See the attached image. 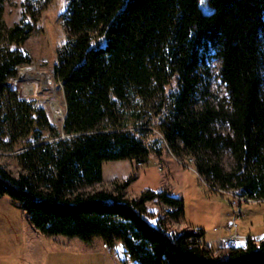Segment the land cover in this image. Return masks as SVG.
<instances>
[{"label": "trees", "instance_id": "16d2710c", "mask_svg": "<svg viewBox=\"0 0 264 264\" xmlns=\"http://www.w3.org/2000/svg\"><path fill=\"white\" fill-rule=\"evenodd\" d=\"M6 1L0 0V136L15 142L39 127L57 138L45 112L9 86L31 63L21 47L40 9L25 3L22 20L8 26ZM67 1L66 41L55 66L65 88L67 137L43 142L36 131L40 142L17 156L19 176L0 166V197L18 204L45 236L121 241L137 264H264V238L211 247L203 230L171 229L168 220L183 217L184 200L167 191L128 198L131 180L115 183L114 191L85 190L103 182L108 161L148 160L150 147L130 125L152 117L145 109L152 100L155 114L166 111L159 124L165 141L195 157L202 178L264 200V0H209L210 14L200 0ZM212 51L222 60L230 106L205 102L196 110ZM216 123L233 134L219 133ZM223 149L231 150L234 172L221 165ZM154 199L173 208L168 217L149 210Z\"/></svg>", "mask_w": 264, "mask_h": 264}, {"label": "rangeland", "instance_id": "374dc122", "mask_svg": "<svg viewBox=\"0 0 264 264\" xmlns=\"http://www.w3.org/2000/svg\"><path fill=\"white\" fill-rule=\"evenodd\" d=\"M27 2L37 3L36 7L40 9V14L35 22V30L21 47L31 58V63L19 67L17 77L10 80L9 86L18 93L19 99L43 110L50 125L60 133L59 137H61L63 118L67 107L62 84L55 76V66L58 52L66 41V28L62 13L66 9L68 1L7 0L4 19L8 26H13L22 20L23 5ZM200 6L205 14L212 12L209 0H203V3L200 0ZM211 54L212 56L207 61L206 72L203 73L207 87L199 86L194 97L196 110L202 109L205 102L216 107L229 108L230 106L229 92L222 78V60L216 55V51H212ZM46 78L50 79L48 84L44 81ZM52 102H58L57 104L62 110L58 118L54 117ZM157 107V103L151 100L145 105V109L152 114V117L150 119L145 118L136 126L132 124L134 122L130 125V130L142 138L150 147L151 152L148 160L145 163L130 160L108 161L104 166V179L106 181L87 187L85 190L88 192L94 190L114 191L115 183L122 182H107V180L116 177L128 180L135 174L126 189L130 195L137 197L147 190L156 193L167 191L172 196L183 199L184 214L180 221L185 224L186 228L192 226L194 228L191 230H194L199 227L200 230L205 231L207 244L211 247H218L220 244L219 237L228 233L226 226L233 219L235 209L231 205V202L234 201L231 194L236 192L234 190L229 191L230 193L212 191L205 183L210 184L211 181L202 178L196 170V158L183 150L176 153L169 147L159 128L160 121L165 116L166 111L163 109L160 113L155 114ZM215 127L219 133L224 135L233 134L228 124L216 123ZM36 131L41 132L40 141L43 142L59 138L52 137L48 129L39 127H35L30 136L15 142L8 136H0V166L13 176L17 177L23 171L17 159L18 154L30 144L34 145L40 142L35 138ZM192 158L194 161H191ZM221 165L227 172H234L236 162L230 149H223ZM211 199L214 201H210ZM147 205L149 210L154 211L157 216L168 217V208L163 206L158 199L147 202ZM238 205L241 206L243 212L236 219L238 226L233 232L248 229L252 224H254L251 229L252 232L264 231V201H241ZM22 211L24 210L19 208L8 196L0 197V264H19L20 262L21 230L22 223L26 219ZM11 212L15 213L18 220L9 219L8 216ZM8 213L10 214L8 215ZM25 214L27 215L26 212ZM172 220H168L171 222L169 227L183 231L184 228L179 224H175L174 227ZM251 235L253 234H250L249 237ZM256 239L260 240L259 237L255 236L254 240ZM95 240L103 242L99 238ZM110 247L109 250L114 248L115 254L120 259L119 264L125 261L132 263L124 245L120 246L118 250L114 246ZM56 253L58 252L54 248L48 251L51 261ZM63 262L67 264L65 263L66 260ZM53 263L55 261L50 262V264Z\"/></svg>", "mask_w": 264, "mask_h": 264}, {"label": "crops", "instance_id": "0c3cea01", "mask_svg": "<svg viewBox=\"0 0 264 264\" xmlns=\"http://www.w3.org/2000/svg\"><path fill=\"white\" fill-rule=\"evenodd\" d=\"M104 166L105 163L103 165V182L106 181L104 179ZM134 177L135 174L131 176L128 180H131ZM128 180L116 177L107 180V182L119 181L123 183ZM126 189L127 188H125L124 190V194L126 197L128 198L139 197V196L135 197L133 195H130L126 191ZM210 201H214V200L211 199ZM161 204L167 207L168 210L173 209L168 205H165L163 203ZM22 212L25 215L26 219L22 223V230H21L22 243H21V253L19 256V261H20L19 264H50V262H54V261L55 263L53 264H64L63 260H66L65 263L67 264L70 263L72 264L73 262L75 264H119L120 259L118 258L117 254H115L114 248H112V250L110 251L109 249H111V247L109 245H107V247H104V244H106L104 241L102 242V241L94 240L92 243H84L77 238H69L61 235L51 236V237L45 236L32 225L28 215H26L24 211ZM9 214L10 213H8V215ZM8 217L9 219L18 220V217L15 215L14 212H11L10 216ZM180 220L181 219L172 220V225L173 226L175 224L181 225L182 228H184L183 231L191 230L194 228L192 226L186 228L185 224ZM170 223L171 222H168L169 225ZM253 225L254 224H252L251 227H249L248 229H241L239 231L238 230L234 231L239 234V239L242 245H245L250 234H253L256 237L264 236V231L262 230L260 232H252L251 229L252 227H254ZM196 229L200 230L199 227L195 228L194 230ZM234 232L232 231V233ZM229 234L230 233L228 232L226 233V235L223 234L219 237L220 244L218 246L223 245L222 243L223 239ZM122 245L124 244L121 241H117L113 246L118 250V248ZM52 248L56 249L58 253L54 255L55 257L51 261L50 254H48V251Z\"/></svg>", "mask_w": 264, "mask_h": 264}, {"label": "built area", "instance_id": "2783aa9c", "mask_svg": "<svg viewBox=\"0 0 264 264\" xmlns=\"http://www.w3.org/2000/svg\"><path fill=\"white\" fill-rule=\"evenodd\" d=\"M191 161H194L193 158L191 159ZM204 181V180H203ZM205 182V181H204ZM208 187L214 191V192H221V193H230L229 191H232V190H227V189H220L219 187L217 186H213V185H210L209 183L205 182ZM236 192V191H235ZM231 196L234 198V201L231 202V205L234 207V211H233V219L231 222L228 223V225L226 226V230L230 233L228 236H226L222 243L223 245H228V246H231L232 248H236V247H239V246H242L241 244V241L239 239V235L234 232L232 233V231L234 229L237 228L238 224H237V218L239 216L242 215V212H243V209H241V206L238 205V203H241V201H244V202H248V201H251V200H254V199H250V198H246L244 196H241L240 194H238L237 192L235 194H231ZM255 201V200H254ZM257 201H264V200H257ZM264 236H259V239H263ZM249 239H255V236L254 235H251ZM247 244V242L245 243V245ZM104 247H107V244H104ZM122 264H137V261L136 260H132V263H129L127 261L123 262Z\"/></svg>", "mask_w": 264, "mask_h": 264}, {"label": "bare ground", "instance_id": "6f19581e", "mask_svg": "<svg viewBox=\"0 0 264 264\" xmlns=\"http://www.w3.org/2000/svg\"><path fill=\"white\" fill-rule=\"evenodd\" d=\"M44 81H45L46 84H48L50 82V79L49 78H46ZM57 103L56 102H52L51 103V107H52V110H53V113H54V117L55 118H58L61 115V113H62V110L60 108V105H58Z\"/></svg>", "mask_w": 264, "mask_h": 264}, {"label": "water", "instance_id": "95a60500", "mask_svg": "<svg viewBox=\"0 0 264 264\" xmlns=\"http://www.w3.org/2000/svg\"><path fill=\"white\" fill-rule=\"evenodd\" d=\"M62 87H63V92H64V96H65V88H64V86L62 85ZM65 101H66V97H65ZM67 105V104H66ZM67 107V106H66ZM66 115H67V108H66V113H65V116H64V118H63V120L65 121V119H66ZM64 137H67L66 135H65V133H64V131H63V134H62V136L61 137H59V138H64Z\"/></svg>", "mask_w": 264, "mask_h": 264}, {"label": "snow or ice", "instance_id": "6c2138e0", "mask_svg": "<svg viewBox=\"0 0 264 264\" xmlns=\"http://www.w3.org/2000/svg\"><path fill=\"white\" fill-rule=\"evenodd\" d=\"M202 3H203V0H202Z\"/></svg>", "mask_w": 264, "mask_h": 264}]
</instances>
